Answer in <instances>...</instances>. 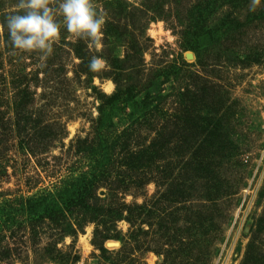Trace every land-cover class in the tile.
<instances>
[{
    "label": "rangeland",
    "instance_id": "1",
    "mask_svg": "<svg viewBox=\"0 0 264 264\" xmlns=\"http://www.w3.org/2000/svg\"><path fill=\"white\" fill-rule=\"evenodd\" d=\"M16 2L0 0V22ZM93 2L99 49L60 16L46 59L0 32V264H264V0ZM74 47L88 62L129 54L138 109L107 62L78 73ZM98 166L110 172L87 192ZM84 188L93 210L65 208Z\"/></svg>",
    "mask_w": 264,
    "mask_h": 264
},
{
    "label": "clouds",
    "instance_id": "2",
    "mask_svg": "<svg viewBox=\"0 0 264 264\" xmlns=\"http://www.w3.org/2000/svg\"><path fill=\"white\" fill-rule=\"evenodd\" d=\"M17 0L15 12L0 22V32L5 29L14 50L21 53L39 52L43 58L53 54V45L59 40L61 22L78 39L90 41L92 46L102 48L105 15L98 14L93 0ZM106 61L92 57L89 68L98 71Z\"/></svg>",
    "mask_w": 264,
    "mask_h": 264
},
{
    "label": "trees",
    "instance_id": "3",
    "mask_svg": "<svg viewBox=\"0 0 264 264\" xmlns=\"http://www.w3.org/2000/svg\"><path fill=\"white\" fill-rule=\"evenodd\" d=\"M123 1V0H122ZM124 7H125V4H123V6L121 5V6H119V8H117L116 9V12H118V14L116 15L115 14V16H118L120 13V10H124ZM155 9H157L158 11H162L163 10V6H162V3L160 4V5H158V6H156V8ZM6 15H2V21L4 20V17H5ZM120 24L118 23V22H111L110 21V23H109V25H108V27H107V33H109V34H116V35H119V28H120ZM4 32H6L7 33V30L5 29L4 30ZM108 36V34L106 35V37ZM120 37V36H119ZM119 37H116V39H118V40H120V38ZM121 41V40H120ZM131 48H132V51L134 52V53H137L138 52V49H139V46L138 45H136V44H133L132 46H131ZM73 51L76 53V54H78V56L81 58V60H82V62L80 63V65L78 66L79 67V69H80V71H78V73H81V74H83V75H89V74H92V71L91 72H89V73H87L88 71H87V69H86V67L88 66L89 67V63H90V61L88 62V59H87V57L85 56V55H82L81 53H80V50H78L77 49V47H74V49H73ZM141 52L139 51V53H137V55L138 54H140ZM134 55V54H133ZM129 58H131V57H129V54H127V55H125V57L123 58V59H119L118 57H110V55L109 54H107L105 57H104V59L106 60V62H107V64H109L110 66H111V69L114 71V73H116L117 74V78H115V79H113L112 81H113V83H114V85L116 86V89L118 90V92L123 88V86H126L124 89H123V91L125 92V96L127 97L126 99H127V101L129 102V105H130V108L132 109V110H137L138 109V107H139V104H140V101H136L135 100V97L136 96H134L135 95V84H138V83H140V81H138V80H134V79H132L130 76H129V74H127V75H123L122 73L125 71V70H127V68H125L124 67V63H125V61H129ZM132 58H133V56H132ZM140 61H141V59H140ZM77 74V73H76ZM146 83L144 84V87L147 85V88H149V89H156L157 88V82H155L154 80H152V79H148V80H146L145 81ZM133 93H134V95H133ZM152 93H153V91H152ZM150 92H145V97H147V99L148 98H150ZM115 97L116 96H113V97H111V98H107V99H109V102H111V103H113V101H114V99H115ZM158 98L157 99H155V100H153V102H156L157 100H158V102L160 101V96H157ZM142 98V97H141ZM114 107V103H113V106H112V108ZM101 113H102V111H101ZM103 114V113H102ZM108 119H109V117H107ZM105 120H106V117L104 118V122H105ZM219 119H217V118H215V117H213L211 120H209V124H208V127L210 128V130H209V132H211V134H209V135H213L216 131H217V126H218V121ZM110 122V121H109ZM216 122V123H215ZM203 132H205V131H203ZM187 134V136L188 137H191V138H193V134H192V132H191V130L189 131V133H186ZM206 136H207V134H206ZM208 137V136H207ZM205 139V138H204ZM213 144H215V143H213ZM105 150V149H104ZM189 151V150H188ZM104 156H105V160H107V158H108V156H109V151L107 152V151H105L104 153ZM100 169H99V171H97V174H95V175H93L92 176V179L90 180V182H89V184H87L86 182V185L87 186H89L90 184H91V186H93V189H90V187H87V192L88 191H91V192H94V191H96L97 190V186H98V181H97V178H98V175H100V176H103L104 178H105V176L106 175H108L109 174V170H102V167H100V166H98ZM107 178V177H106ZM101 180H103V179H101ZM86 190H85V188L84 189H78V191H72V193H69V192H66V194H68V196H67V198L62 202V204L65 206V208L67 207V206H70V208L71 207H75V206H82L83 208H86V209H89V210H93V209H91V204L89 203V200H92L93 201V203H96V200L98 199L97 198V196H96V198H94V196H95V194H93V195H88V193H87V197H85V195H86V193H84ZM86 198L88 201H87V204L85 205V204H83V201H82V199L83 198ZM36 206L39 208V207H41V205L40 204H37V205H35V207L32 209V211H34L35 210V208H36ZM87 206V207H86ZM38 210V209H37ZM85 210V209H84ZM84 212H86V214H88L87 212L88 211H84ZM109 212H111V211H109ZM90 214V218L88 219V220H86V221H88V222H93V223H95V216L96 215H92L91 213H89ZM117 217L116 218H118V217H120L121 215H120V213H118L117 215H116ZM86 219H87V216L85 217ZM115 221H117V220H115ZM127 222L131 225V227H133V223L131 222V220L130 219H127ZM130 236H131V234H130ZM109 239V237L107 236V235H105V234H103L101 231H99V229H98V225L96 224V226H95V229H94V233H93V240H92V243H93V245H95L96 247H98V249L102 252V253H106L107 252V250L103 247V245H104V242L106 241V240H108ZM110 264H119V263H114V262H112V263H110Z\"/></svg>",
    "mask_w": 264,
    "mask_h": 264
},
{
    "label": "bare ground",
    "instance_id": "4",
    "mask_svg": "<svg viewBox=\"0 0 264 264\" xmlns=\"http://www.w3.org/2000/svg\"><path fill=\"white\" fill-rule=\"evenodd\" d=\"M104 88H105L106 90H108V89L110 88V83H106V84H104ZM71 132H72V130H71Z\"/></svg>",
    "mask_w": 264,
    "mask_h": 264
}]
</instances>
